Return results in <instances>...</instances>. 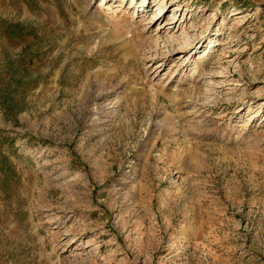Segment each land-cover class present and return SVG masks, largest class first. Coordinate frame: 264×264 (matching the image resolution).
Here are the masks:
<instances>
[{
    "label": "rangeland",
    "instance_id": "374dc122",
    "mask_svg": "<svg viewBox=\"0 0 264 264\" xmlns=\"http://www.w3.org/2000/svg\"><path fill=\"white\" fill-rule=\"evenodd\" d=\"M0 264H264V0H0Z\"/></svg>",
    "mask_w": 264,
    "mask_h": 264
}]
</instances>
